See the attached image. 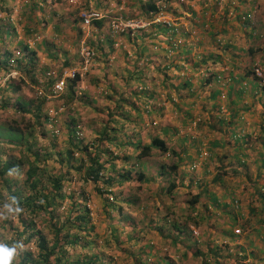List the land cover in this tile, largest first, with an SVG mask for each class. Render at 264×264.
Returning <instances> with one entry per match:
<instances>
[{
	"label": "rangeland",
	"instance_id": "obj_1",
	"mask_svg": "<svg viewBox=\"0 0 264 264\" xmlns=\"http://www.w3.org/2000/svg\"><path fill=\"white\" fill-rule=\"evenodd\" d=\"M146 2L0 0V61L10 53L6 66H0V126L26 133L31 124L34 151L39 152V161L44 160L36 165L66 180L63 198L54 201L58 217L52 222L59 226L76 216L70 213L71 202L89 210L96 234L90 243L96 244V251L91 245L67 247L70 256L97 253L102 264H264V212L259 210L264 198L256 196L264 193V169L258 160L264 153L261 148L258 153L264 134V90L259 89L264 86V0H154L153 14L141 9ZM88 14L97 17L85 24L82 17ZM155 26L172 30L156 31ZM249 33L256 39L247 37ZM23 45L34 52L32 67L23 59ZM250 48L258 52L250 56ZM83 52L91 53L86 63ZM67 60L72 66H62ZM69 73L79 76L70 103L62 97ZM50 77L65 78L58 94L51 88L55 80L48 88ZM184 81L189 91L181 87ZM253 83L257 89L251 87ZM12 85H18L19 92L13 94ZM147 92L152 95L149 100L141 94ZM17 97L42 102L38 123L44 137L31 113L14 111ZM150 106L145 113L143 109ZM123 111L127 117H120ZM70 121L83 145L95 144L107 127L111 142L102 146L121 159L128 157V164L109 158L104 164L100 158L106 168L112 164L117 171L144 174L139 189L136 182L108 188L112 200L107 203L119 207V215L116 208L105 212L106 195L95 192L104 189L102 184L85 178L84 155L73 151L72 167L79 166L78 159L84 162L79 170L60 162L62 155L56 158L66 147ZM152 136L166 140L168 151L152 150L138 168L136 147L148 145ZM0 146V162L24 154L13 145ZM25 156L34 162L30 153ZM234 156L241 161L238 166ZM173 165L176 168L170 172ZM19 169L17 176L10 177L27 193L26 166ZM216 175L221 176L214 182ZM168 184L173 186L169 193ZM228 191L233 199H227L238 204L236 221L241 224L249 217L245 231L231 229L227 222L218 227L212 215L196 224L186 222L190 210L185 204L196 193H203L194 206L198 210L207 194L219 200ZM5 194L1 193L3 201ZM44 219L40 215L32 221L48 239ZM7 221L15 225L14 218L0 221V242L12 237ZM171 224L186 226L184 234H177ZM25 245L35 252L32 240Z\"/></svg>",
	"mask_w": 264,
	"mask_h": 264
},
{
	"label": "trees",
	"instance_id": "obj_2",
	"mask_svg": "<svg viewBox=\"0 0 264 264\" xmlns=\"http://www.w3.org/2000/svg\"><path fill=\"white\" fill-rule=\"evenodd\" d=\"M153 1L154 0H147L146 3L141 5V9H143L145 14L148 12L152 14L157 12V7L153 3ZM95 25L99 27L101 25V22H95ZM155 30L165 31L172 29L165 27L158 28V26H155ZM3 32L8 33L10 31L8 29H4ZM249 36L253 40L256 39L251 33L247 35V37ZM22 50L25 52L23 59L24 60L26 59L27 64L30 67H32L34 65V52L28 50L26 45L22 46ZM256 52H258L256 51V49L250 48L248 54H250L251 56ZM9 56L10 53L3 55V59L2 61H0V66L2 67L6 66L8 59L7 57ZM16 62L18 63L19 61ZM62 66L69 67L72 65L71 62L67 60L63 63ZM209 77L215 79L217 78V76L213 74H210ZM50 78L51 79H48L49 80L48 88H50L51 82L53 83V81L56 79L54 77H50ZM78 80H79L78 74L74 73L73 78L70 79L68 85H66V91L65 94L62 95V97L68 103L72 102V100L74 99L72 88L75 86ZM253 80L255 81V79ZM204 83H208V79L204 80ZM181 87L187 88V91L190 90L187 81H184ZM251 87L257 89V85L254 83L251 84ZM228 88L229 86L226 87V89ZM259 89L264 90V86H259ZM19 90L20 87L18 85L11 86V92L13 94L19 92ZM225 93L228 96L229 90H226ZM238 93H241V90H238ZM141 94L142 97L145 98L146 100H149L152 96L149 92L141 93ZM233 96L235 97V94H233ZM124 101H126V99L123 98L122 103ZM145 103H147V101ZM41 104L42 102L39 101L37 104H35L33 100L24 102L23 100H20V98L17 97L14 101L13 108L14 111H16L17 113L23 115L27 113L28 114L31 113L36 118L37 131L42 138L44 137V132L41 130L40 128L41 125H39L38 123V119L41 114ZM150 109L151 106L149 109H145V110L143 109V111L145 113H148ZM120 117H127L124 111L120 114ZM43 119L44 121H46L45 116ZM27 126H28V130L26 133H23L18 128L0 126V145L2 143L13 145L16 148H21L22 153H24L17 160H13L10 157L1 159L0 204L5 202L3 201V196L1 195V193L4 192L6 193L5 195L7 196V199L10 195H14L18 197L22 207L25 209L23 214H21L18 218H14L15 220L14 224L18 225V227H15V225H13L12 222L7 221L8 226L10 227L12 232V237H10L8 240L3 241L2 243L11 244L15 241H23L24 244H28L31 240L33 241L35 252H32L30 250H25L24 253H22V255L18 258V261L14 262V264H102L99 262L100 260L97 253L96 254L79 253L75 257H72L68 254L66 250L67 247H69L70 249H73L76 246L79 248H83L85 246L87 247L88 245L89 247L91 245L90 242L96 239V234L93 232V226L90 224L89 210L85 206L74 204V202H71L70 213L73 214L76 213V216L65 219V221H62V223L59 226L56 221L52 222V220L55 219V217H58L55 215V209L58 205V202H54V201H61V199L63 198L61 190L66 180L64 179V177L61 178L60 175L59 177H55L54 175L45 173L43 169H40L36 165L38 162H44V160L39 161L40 154L39 152L34 151L35 149L33 147L34 145L33 126L31 124L29 125L27 124ZM72 127H73L72 122L70 121L69 126L67 127L68 139H67L66 147L64 148L62 153H58L56 155V158L58 157L61 158L62 155L63 156L62 159H59L60 162H62L63 160L65 164L68 165L69 169L79 170L81 168H84V162L83 160L78 159L79 166L72 167L73 162L76 160L74 156V152L76 151L77 153L84 155L85 160L88 162V164L84 169L85 178L90 179L93 184H97L98 182L102 184L104 189L99 190L95 188V192L99 195H106V197L103 198L105 203L104 204V208H105L104 210H106L105 212L109 214L108 212H111L113 208H116V212L119 215L121 209L119 207H114L113 205L107 203L109 199L112 200V193L107 192L108 188L119 186L122 183H130V182L132 183L136 182L138 184L136 185L138 188L141 182L145 181L144 174L140 171L133 172L132 174L130 170L122 171V169H120L117 171L112 164H109L108 167L106 168L102 164V162L99 161L100 158H102L104 159V164H106L108 158L109 160L112 161L120 159L125 164H128V157H123V159H121L118 156L112 155L113 154L112 151H108V149L102 146L103 145L102 142H106V141L111 142L109 140V137H107L108 131L106 126L102 129L99 135H97L95 139L96 145L94 144V142H92L91 144L83 145L81 142L82 139L80 138L77 139V137H75L74 130L72 129ZM110 128L113 130V127ZM226 133H228V131H226ZM263 137L264 134L262 135V137H260L262 138L263 141L260 147H258L259 154L261 153V149H264ZM111 139L115 140L113 137ZM223 144L224 143H222V145ZM209 145L214 146L212 143H209ZM1 148L2 146H0V151ZM136 148H138V153L135 157V165L136 166L138 165V168L142 167L143 165L142 162H140V160L148 157L152 150H157L161 153H165L168 151L166 140L164 141V139H160L157 136H152L148 145L143 146L140 144V147L137 146ZM25 152H28L30 153V155H32V157L34 158V162L29 161L28 158H26ZM169 152L172 155L175 154L172 151ZM263 154L264 153H262L261 155L262 158H258V160L260 161V167L264 169ZM225 157H227V155L222 156V160ZM234 158H236V156H234ZM228 159H230V157H228ZM234 160L235 163L237 162L236 166H238L241 163V161L239 162V159L237 158ZM24 165L26 166V171L24 172L23 184L25 186V189L28 191L27 193H25L26 191H22L21 189H18L15 182L8 175L10 169L16 168L19 171L17 173H13V175L17 176L20 173L19 168H21ZM130 168H133V165H130ZM175 168L176 167L174 165L170 167L169 168L170 172H173ZM107 171L109 173H107ZM103 174H105V176H103ZM222 174L225 173L222 172ZM220 176L221 175H219V177ZM219 177L218 175H216L214 178V182H216L215 180H218ZM168 188L169 189H167V192L169 193V191L173 189V186L171 184H168ZM202 195H203L202 192L196 193V195H194L193 197H191L190 200L187 201V205L185 204V210L186 209L190 210L189 212L190 214L185 217L186 222L189 221L192 224H196L197 221H201L202 219L208 218L210 215H212L213 218H215L216 220L215 222H217L218 227L223 226L222 222L224 224L225 222H227L229 228L232 229V227L235 226L240 229V232L245 231L246 226H244V223H247L249 217L246 216L241 224H239L236 221L235 216L239 208H238V204L232 200L233 196L232 194H230L229 191L226 195L221 196L219 200L213 195L207 194L208 197L206 203L201 204L200 208L198 210H195L194 206L199 201ZM228 196L231 197L232 199L230 200L227 199ZM256 196L258 197L261 196L262 198H264V193L262 194L258 193ZM113 199L116 198L113 196ZM131 201L132 200H129L125 204L127 205ZM259 210L261 212H264V202L261 204ZM191 214L194 216H192ZM40 215L44 221H45L44 217L45 216L47 217L46 227H47V231L50 233V238L48 239H46V237L42 234L41 231L36 230L33 224L32 218ZM258 222L261 223L262 221L260 220ZM185 227L186 226L180 229L174 226L173 224H171V228L174 229L177 232V234H181V233L184 234L183 229ZM177 234L176 236H178ZM224 249H227V247H225ZM91 250L96 251V244L91 245ZM234 251L238 253L240 249L236 248L234 249ZM230 254L232 253L230 252ZM263 256H264V251H263ZM163 263L168 264L167 262H163ZM214 263H217V261L214 260Z\"/></svg>",
	"mask_w": 264,
	"mask_h": 264
},
{
	"label": "clouds",
	"instance_id": "obj_3",
	"mask_svg": "<svg viewBox=\"0 0 264 264\" xmlns=\"http://www.w3.org/2000/svg\"><path fill=\"white\" fill-rule=\"evenodd\" d=\"M76 134L77 132L74 131L75 137L79 139V135L77 134V136ZM18 171L16 168L10 169L8 175L11 176ZM24 211L25 209L22 207L19 198L10 195L5 202L0 204V221L18 218ZM25 250L26 245L23 241H15L11 244L0 242V264H14Z\"/></svg>",
	"mask_w": 264,
	"mask_h": 264
},
{
	"label": "built area",
	"instance_id": "obj_4",
	"mask_svg": "<svg viewBox=\"0 0 264 264\" xmlns=\"http://www.w3.org/2000/svg\"><path fill=\"white\" fill-rule=\"evenodd\" d=\"M96 17L97 16L94 15V14L83 15L82 20H83V22L85 24H88L89 20L95 19ZM132 28H135V27L133 26ZM90 55H91V53H88V52H83L82 53V56L85 59V63L88 61V58L90 57ZM73 75H74V73H69L68 74L69 77H66V78H69V79L71 78L72 79L73 78ZM65 76H67V75H65ZM64 80H65V78L64 79L63 78H60V79H57V80L54 81V83L52 85V92L53 93L58 94L59 92H61V90H62V88L64 86Z\"/></svg>",
	"mask_w": 264,
	"mask_h": 264
}]
</instances>
